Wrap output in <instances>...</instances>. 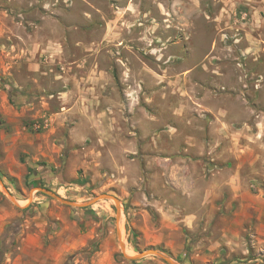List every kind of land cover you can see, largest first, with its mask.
<instances>
[{
  "label": "rangeland",
  "instance_id": "1",
  "mask_svg": "<svg viewBox=\"0 0 264 264\" xmlns=\"http://www.w3.org/2000/svg\"><path fill=\"white\" fill-rule=\"evenodd\" d=\"M0 248L264 264V0H0Z\"/></svg>",
  "mask_w": 264,
  "mask_h": 264
},
{
  "label": "water",
  "instance_id": "2",
  "mask_svg": "<svg viewBox=\"0 0 264 264\" xmlns=\"http://www.w3.org/2000/svg\"><path fill=\"white\" fill-rule=\"evenodd\" d=\"M37 190L45 193L46 195L56 199L57 201L65 204V205H70V206H76V207H82V206H85V205H88L89 203H92L93 201H95L96 199H106V198H111L114 200L115 204H116V208H117V211H116V221L119 222V218H120V212H119V201L116 197H113V196H110V195H107V194H100L96 197H94L93 199L87 201V202H84V203H76L74 201H70V200H67V199H64L60 196H58L57 194H55L53 191L47 189V188H43V187H38ZM117 234H118V237L120 238V232L119 230H117ZM119 245L122 249V251L124 250V245L123 243L120 241L119 242ZM150 254H153V255H157L159 256L161 259H163L165 262H167L168 264H178L177 262H175L173 259H171L170 257L162 254V253H159L158 251L154 250V249H148L146 251H140L134 255H126L124 253V256L129 259V260H136V259H139L145 255H150Z\"/></svg>",
  "mask_w": 264,
  "mask_h": 264
},
{
  "label": "trees",
  "instance_id": "3",
  "mask_svg": "<svg viewBox=\"0 0 264 264\" xmlns=\"http://www.w3.org/2000/svg\"><path fill=\"white\" fill-rule=\"evenodd\" d=\"M8 227H9V225H6V226H5V232H6V231L8 232ZM12 240H13V239H12ZM5 252H6V249H5V248H0V255H3Z\"/></svg>",
  "mask_w": 264,
  "mask_h": 264
},
{
  "label": "bare ground",
  "instance_id": "4",
  "mask_svg": "<svg viewBox=\"0 0 264 264\" xmlns=\"http://www.w3.org/2000/svg\"><path fill=\"white\" fill-rule=\"evenodd\" d=\"M119 212H120V209H119ZM119 226H120V221L118 222Z\"/></svg>",
  "mask_w": 264,
  "mask_h": 264
}]
</instances>
